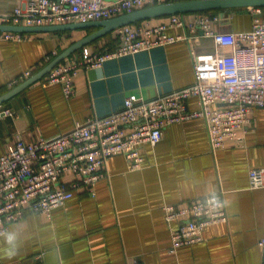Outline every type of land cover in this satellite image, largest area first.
Returning <instances> with one entry per match:
<instances>
[{"label": "crops", "instance_id": "crops-1", "mask_svg": "<svg viewBox=\"0 0 264 264\" xmlns=\"http://www.w3.org/2000/svg\"><path fill=\"white\" fill-rule=\"evenodd\" d=\"M21 2L0 0V13L13 11ZM195 13H185L187 23ZM225 15L229 23L217 22V29L244 30L239 29V15ZM87 33L78 29L26 33L21 41L0 39V94ZM179 33L192 37L112 56L101 66L81 67L75 93L69 97L60 83L44 84L42 79L13 96L0 105V155L17 137L26 141L52 137L95 116L119 111L132 93L152 98L188 86L195 80V55L206 60L217 51L229 52L217 50L201 30L168 31ZM105 44L91 43L66 59L82 60L109 48ZM188 105L197 108V98H189ZM241 134L243 145L227 140L213 151L204 118L170 124L156 145L143 147L142 168L131 170L125 156H111L94 195L81 189L55 207L50 217L27 213L12 223L0 235V264H261L264 187H250L249 171L264 167V107L253 109ZM211 194L222 195L228 220L206 226L201 241L173 250L164 205H184Z\"/></svg>", "mask_w": 264, "mask_h": 264}, {"label": "built area", "instance_id": "built-area-1", "mask_svg": "<svg viewBox=\"0 0 264 264\" xmlns=\"http://www.w3.org/2000/svg\"><path fill=\"white\" fill-rule=\"evenodd\" d=\"M173 1L177 0H22L13 11L0 13V24L86 22ZM248 11L254 15L262 13L260 7H248ZM217 22L218 15L196 12L188 23L185 14L178 13L158 23L126 24L113 31L118 40L115 49L95 51L82 60L69 58L51 69L42 78L43 83H60L69 97L75 93V77L81 67L101 66L112 56L192 37L170 35L171 29L201 30L203 36L213 39L217 50L229 49L226 54L217 51L206 60L195 55V80L188 86L152 98L132 93L124 99L121 110L95 116L52 137L34 141L17 137L0 155V235L27 213L50 217L55 207L67 203L81 189L94 195L96 184L106 175L111 156H125L131 170L142 168L143 147L156 145L174 122L204 118L213 151L224 147L227 140L243 145L241 131L251 121L253 109L264 107V18L254 16L251 28L237 31L219 30L215 27ZM25 35L0 31V39L21 41ZM30 75L32 71H26L11 84ZM191 97L197 98V108L189 107ZM249 182L253 189L264 187V167L251 168ZM164 212L173 250L201 241L206 226L228 220L221 194L184 205L166 204ZM258 244L264 264V234Z\"/></svg>", "mask_w": 264, "mask_h": 264}, {"label": "water", "instance_id": "water-1", "mask_svg": "<svg viewBox=\"0 0 264 264\" xmlns=\"http://www.w3.org/2000/svg\"><path fill=\"white\" fill-rule=\"evenodd\" d=\"M264 0H177L171 3H156L146 5L131 11H127L109 18L100 20H90L86 22H67L45 25H8L0 24V31H15L22 33H55L61 31H72L78 29H89L90 31L73 41L58 53L53 55L44 65L35 73L18 83L16 86L0 94V105L25 90L31 84L41 80L56 65L61 63L67 57L82 50L85 46L93 43L105 34L113 32L116 28L136 23L138 21L169 16L172 14H185L191 12H203L209 10H219V22L227 24L225 19L226 11L229 9H238L241 7H263ZM235 13V12H234ZM255 17H261L262 13L255 14ZM251 28V26L249 27ZM247 28V29H249Z\"/></svg>", "mask_w": 264, "mask_h": 264}, {"label": "trees", "instance_id": "trees-1", "mask_svg": "<svg viewBox=\"0 0 264 264\" xmlns=\"http://www.w3.org/2000/svg\"><path fill=\"white\" fill-rule=\"evenodd\" d=\"M261 11H262V16L261 18H264V6L260 7ZM207 14L210 15H218L219 10H209V11H203ZM226 12H235V14L239 15L240 20L238 21V26L239 29H247L252 25L253 19H254V14H252L251 12L248 11V7H241L238 9H229ZM150 19H146V20H142V21H150ZM142 21H138V22H142ZM87 32H89V29H85ZM65 32H69V31H61L58 33H65ZM105 42V47H109V48H114L117 43L118 40L117 38L113 35V32H110L108 34L103 35L102 37L98 38L97 40H95L93 43L95 44L96 42ZM92 43V44H93ZM96 43V44H97ZM107 48V49H109ZM105 48H102L101 50H104ZM99 50V51H101ZM50 59V58H48ZM39 69V68H38ZM37 69V70H38Z\"/></svg>", "mask_w": 264, "mask_h": 264}, {"label": "rangeland", "instance_id": "rangeland-1", "mask_svg": "<svg viewBox=\"0 0 264 264\" xmlns=\"http://www.w3.org/2000/svg\"><path fill=\"white\" fill-rule=\"evenodd\" d=\"M97 43V42H96Z\"/></svg>", "mask_w": 264, "mask_h": 264}]
</instances>
